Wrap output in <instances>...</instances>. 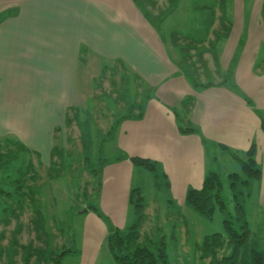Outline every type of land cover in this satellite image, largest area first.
Returning <instances> with one entry per match:
<instances>
[{
  "label": "crops",
  "instance_id": "crops-1",
  "mask_svg": "<svg viewBox=\"0 0 264 264\" xmlns=\"http://www.w3.org/2000/svg\"><path fill=\"white\" fill-rule=\"evenodd\" d=\"M177 6V0L164 7L159 0H0V16L8 13L0 19V139L14 140L46 166L70 110L87 102L83 87L117 66L144 96L142 116L114 129V158L101 168L96 199L101 217L75 214L71 252L62 257L72 264H97L110 228L131 225L129 196L140 189L134 177L141 171L130 158L155 163L167 204L183 213L191 209L186 192L199 189L208 172V148L235 160L232 154L241 157L253 144L256 166L264 164L258 9L250 18L218 13L202 20V31L163 29L175 21ZM187 128L195 132H181Z\"/></svg>",
  "mask_w": 264,
  "mask_h": 264
},
{
  "label": "rangeland",
  "instance_id": "rangeland-1",
  "mask_svg": "<svg viewBox=\"0 0 264 264\" xmlns=\"http://www.w3.org/2000/svg\"><path fill=\"white\" fill-rule=\"evenodd\" d=\"M159 1L163 7L167 3V0ZM177 4L175 21L163 24V29L176 26L190 31L191 26L202 31L203 21H213L218 13L226 17L250 18L258 9L259 28L264 33V0H177ZM259 45L257 64L258 69L264 72L263 42ZM212 48L218 49V43L212 44ZM103 78L94 81L92 86L83 87L88 91L87 102L77 103L70 110V123L56 134L54 151L46 166L14 140L0 139V209L12 207L16 213V217L11 219L9 214L8 217L0 215V264L8 261V264H22V247H29L32 254L30 264H53L56 256L68 248L75 214L84 206L81 197L84 189L93 192L94 173L97 172L100 178L101 167L114 158V130L109 129L127 114L126 108L130 104L136 106L140 99H144L138 83L123 75L117 66L105 72ZM210 149L207 153L208 171L219 175L224 194L229 196L227 176L241 174L240 166L227 153H212ZM257 168L260 178L251 182L242 204L250 236L240 249L238 264H251L252 251L259 252L264 259V164L259 162ZM139 171L141 173H136L134 179L137 178L136 183L144 199L141 204L144 205L141 211L143 219L139 223L142 239L163 241L168 264H211L209 259H199L197 246L204 237L212 234L226 237L224 214L214 211L208 219L192 209L183 213L167 204L162 177L155 178L143 168ZM17 183L21 186L17 193L22 200L20 206L11 204L16 197ZM231 208L229 202L228 210ZM130 209L134 210L133 204ZM135 218L130 212L128 223L133 224ZM226 253L219 252L218 257ZM57 261L58 264L73 262L61 257ZM97 264L116 262L107 251L102 253Z\"/></svg>",
  "mask_w": 264,
  "mask_h": 264
},
{
  "label": "trees",
  "instance_id": "trees-1",
  "mask_svg": "<svg viewBox=\"0 0 264 264\" xmlns=\"http://www.w3.org/2000/svg\"><path fill=\"white\" fill-rule=\"evenodd\" d=\"M7 15L8 13L2 14L0 19L6 17ZM216 85H222V83ZM209 86L210 85L205 84L200 87L206 88ZM126 110L127 114L120 117L110 130H114L117 124H119L122 120L128 118H140L142 116L140 104H137L136 106L134 104H130ZM69 123L70 119L68 118L67 124ZM261 129L264 133V122L261 124ZM181 132L194 133L195 129H182ZM109 134L111 135L110 132ZM202 144L206 149L209 147L208 142L205 140H202ZM18 146L22 148L20 145ZM53 149L52 152L54 151ZM232 157L238 162L241 174L233 173L227 176V189L229 191V196L224 194L221 179L219 175L213 171H208L206 173L199 189H189L185 195V204L202 217L210 219L214 211L224 214L223 226L226 232V237L220 234H212L204 237L201 244L197 246L199 259H209L211 264H238L240 249L248 241L250 236L242 204L245 197L248 195L247 190L249 189L251 182L260 178V171L258 170L254 160V145L252 144L248 151H246L241 157L235 154H232ZM129 160L134 166L149 171L155 178L159 177L154 162L142 158H130ZM94 176L96 177L94 190L92 193H89L86 191V188L84 189L81 195L84 200V206L79 208L76 213L93 211L101 217V214L96 206L101 176L99 178L97 172L94 173ZM20 187L21 186L19 184L15 187L16 197L14 198V202L11 203L12 205L20 206L22 203L20 195L17 194L20 192ZM4 195L8 196L7 193ZM228 199L232 204L231 211L228 210ZM129 202L130 204H133L134 207V215L136 217L135 222L124 231L112 228L108 231L106 244L112 259L116 262V264H168L164 242L149 241L145 237L142 239L140 234L139 223L143 219L141 211L144 209V205H141L143 199L140 189L131 190ZM2 214H5L7 217V214H9L10 219L16 217V213L12 207H10L9 210L5 208L0 209V215ZM70 244L71 240L68 241V248L56 256V258L52 261L53 264H58L57 259L59 257L62 259L65 254L71 252ZM222 251H227V253L219 258L218 254ZM22 257V264H30L32 254L29 252V247H22ZM251 257V264H264L263 256L259 252L252 251Z\"/></svg>",
  "mask_w": 264,
  "mask_h": 264
}]
</instances>
